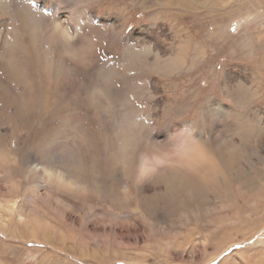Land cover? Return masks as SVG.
Returning a JSON list of instances; mask_svg holds the SVG:
<instances>
[{
    "label": "rangeland",
    "instance_id": "obj_1",
    "mask_svg": "<svg viewBox=\"0 0 264 264\" xmlns=\"http://www.w3.org/2000/svg\"><path fill=\"white\" fill-rule=\"evenodd\" d=\"M174 2L0 0V264H264V0Z\"/></svg>",
    "mask_w": 264,
    "mask_h": 264
},
{
    "label": "bare ground",
    "instance_id": "obj_2",
    "mask_svg": "<svg viewBox=\"0 0 264 264\" xmlns=\"http://www.w3.org/2000/svg\"><path fill=\"white\" fill-rule=\"evenodd\" d=\"M161 2H165L164 4H166V5H168V6H173V5H179L178 3H176V2H174L175 0H160ZM173 1V2H172ZM198 1H200L202 4H204L205 3V0H198ZM181 4V3H180ZM162 9H164V8H162ZM189 9V8H188ZM172 15V14H171ZM171 17V16H170ZM173 17V16H172ZM193 17V16H192ZM172 19V18H171ZM170 19V20H171ZM36 20V19H35ZM52 22H54L55 23V27L54 28H56V29H54L53 27V29L55 30V32L57 33V34H59L60 36H62L63 38H65V39H68V38H66V37H68V33L66 32V29L65 28H63L62 26H61V24L59 23V21H55V20H53ZM34 26H37V25H34ZM42 29V27L41 26H38L37 27V30H41ZM43 29H45V26H43ZM57 30V31H56ZM33 35L34 36H37V35H39L37 32H34L33 33ZM51 37L52 36H49V34L45 31V30H42L41 31V33H40V35L38 36V39H36L37 41L39 40V41H49L50 43H53V42H51V41H54V40H51ZM53 38V37H52ZM67 41V40H66ZM92 104V103H91ZM123 124V123H122ZM117 126H119V125H117ZM121 126V125H120ZM123 127V126H122ZM121 128V127H120ZM119 128V129H120ZM123 129H121V130H119V131H122ZM227 152V151H226ZM39 153H43V151L42 150H39ZM232 153V152H231ZM185 189V188H184ZM16 202H14V204H15ZM14 207H15V205H14ZM17 207V206H16ZM9 208V207H8ZM11 208V207H10ZM9 208V209H10ZM12 209H10V211H11ZM15 210V209H14Z\"/></svg>",
    "mask_w": 264,
    "mask_h": 264
}]
</instances>
